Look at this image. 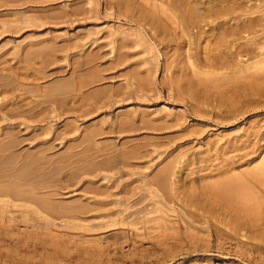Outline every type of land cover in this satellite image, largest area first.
Segmentation results:
<instances>
[{"label": "rangeland", "instance_id": "obj_1", "mask_svg": "<svg viewBox=\"0 0 264 264\" xmlns=\"http://www.w3.org/2000/svg\"><path fill=\"white\" fill-rule=\"evenodd\" d=\"M251 173L264 0H0V264H264Z\"/></svg>", "mask_w": 264, "mask_h": 264}, {"label": "bare ground", "instance_id": "obj_2", "mask_svg": "<svg viewBox=\"0 0 264 264\" xmlns=\"http://www.w3.org/2000/svg\"><path fill=\"white\" fill-rule=\"evenodd\" d=\"M263 174H264V173H261L260 175H263ZM250 175H252V173H251ZM255 175L258 176L259 173H257V174L254 173V175H252V176H250V177H253V178H254ZM260 175H259V176H260ZM232 176H234V175L232 174ZM232 176L230 177V176L228 175V176H226V178H227V177H228V178H227L226 180H224L225 182L228 181V182H226V183H227V185H226L227 187L224 185V188L226 187L225 189H227L228 193H227V191L224 190V188H222V189L220 188V191H221L222 193L225 191V193H224L225 195H222L221 192H219V194H221V197L219 198L220 195H219L218 197H216V196H213L212 194H210V195L212 196L211 199H214V201L211 200L212 202H215V199H216V198H218V199H216V200H220V201H222L221 199H224V198H223L224 196H225V197L227 196V198L230 199L231 197H234L235 195H237L238 192H240V191H238V192L236 193L235 190H231V188H229V187H232V188L234 187V188H235L234 183H236V182L232 183V181H230V180H234V179H235V181H236L237 178H233ZM246 176H247V175H246ZM259 176H258V177H259ZM263 176H264V175H263ZM263 176H262L261 178L256 177V179H257V180H263V181H264V177H263ZM163 177H165V176L163 175L162 178H163ZM229 177H230V179H229ZM234 177H235V176H234ZM236 177H239V175H238V176L236 175ZM240 177H241V175H240ZM242 178H243V177H242ZM242 178H241V179L238 178V179L241 181ZM262 178H263V179H262ZM223 179H224V178H223ZM220 180H222V179H220ZM220 180H219V181H220ZM254 181L256 182V180H254ZM217 182H218V180H217ZM221 182H223V181H220V182H219L220 185H222ZM255 182H253V183H255ZM219 183H217V186L219 185ZM237 183H240V184H241V185H240L241 188H242V185H245V184H242V183L239 182V181H238ZM256 184H257V183H256ZM256 184H255V185H256ZM237 186H238V185H237ZM256 186H257V185H256ZM245 187L247 188V186H245ZM263 187H264V186H263ZM234 188H233V189H234ZM228 189H230V190H228ZM235 189H236V188H235ZM223 190H224V191H223ZM263 190H264V189H263ZM195 191H196V190H193V193H195ZM229 191H231V192H229ZM200 193H201L200 191H199V193H198V191H197V194L200 195V196H198V197H200V198H198V197L196 196L197 194L194 195L195 197L198 198L197 201H200V200H203V199L206 198V197H205L206 195H203V194L201 195ZM241 193H242V191H241ZM241 193H239V194H241ZM239 194H238V195H239ZM216 195H218V192H217ZM233 195H234V196H233ZM242 195H243V194H241V197H242ZM209 197H210V196L208 195V198H209ZM214 197H215V198H214ZM236 197H238V200H236V199H237ZM208 198H207V200H208ZM234 198H235V200H229V201H230L229 204H225L223 201H222L223 203H220V202L217 203V201L215 202L216 204H218V205L221 206L222 208H224V209L226 208V210H224V212H223V210H222V213H223L224 215L229 214V213H230V212H229V211H230V208H232V207L234 208V207H235V204H237L240 200L243 199V197L240 198L239 196H235ZM234 198H231V199H234ZM246 198H247V197H246ZM199 199H200V200H199ZM205 200H206V199H205ZM225 200H226V198H225ZM225 200H224V201H225ZM227 201H228V200H227ZM200 202H201V201H200ZM206 202H207V201H206ZM231 202H235V203H233V206H232V204H230ZM241 202H243V203H242V205H243V204H244V201H241ZM227 203H228V202H227ZM247 203H248V202H247ZM212 204H213V203H212ZM216 204H215V205H216ZM215 205H212V206H214V209H215V207H216V209H218L217 206H215ZM229 205H231V207H230ZM238 205H239V203L237 204V206H238ZM247 205H249V204H247ZM249 206H251V205H249ZM249 206H247V207H249ZM221 207H220V209H221ZM235 209H236V208H235ZM235 209H234V210H235ZM237 209H238V208H237ZM237 209H236V210H237ZM218 210H219V209H218ZM236 210H235V211H236ZM238 210H239V209H238ZM243 210H244V209H243ZM245 210H248V209H245ZM245 210H244V211H245ZM193 212H196V211H193ZM193 212L189 210V213L192 214ZM232 212H233V211H232ZM232 212H231L230 214H231V215L234 214L235 216H234V215H233V216H234L235 218H237V217H239V216H238L239 214L237 215L236 213H238V212L240 213L241 211H238V212H236V213H234V212L232 213ZM249 212H250V208H249ZM186 213H187V212H186ZM194 214H195V213H193L192 215H194ZM219 214H221V213L219 212ZM243 214H244V216L246 217V219H247V217H249V216L251 215L252 218H249V219H250V220L252 219L253 222H255V218H254V217H256L257 215L254 216V215H252V213H248V211H247L246 213L243 212L242 215H243ZM245 214H248V215H245ZM249 214H250V215H249ZM221 215H222V214H221ZM203 216H204V214H203ZM222 216H223V215H222ZM236 216H237V217H236ZM240 216H241V215H240ZM244 216H243V217H244ZM251 216H250V217H251ZM195 217H197V213L195 214ZM223 217H224V216H223ZM227 217H228V215H226V220H227ZM229 217H230V215H229ZM229 217H228V219H229ZM234 217H231L230 219H232V218L234 219ZM198 218H199V217H198ZM240 218H242V216L239 217L237 220H239ZM253 218H254V219H253ZM256 218H258V217H256ZM221 219H222V217H221ZM243 219H244V218H243ZM243 219H242V220H243ZM246 219H244V221H245ZM190 220H191V219H190ZM194 220H195V219L193 218V220H191V222L193 223V222L196 221V220H195V221H194ZM224 220H225V219H224ZM226 220H225V221H226ZM234 220H235V219H234ZM234 220H233V221H234ZM252 220H251V223H250V221H248V220L245 221V222L242 221L243 223H241V222H240L241 220H239V223H241V227H242L244 230H246V225H247V227H250V228H251V226H254V225L256 224V226L252 227V229L255 228L254 230H258V228L261 226V224H262L263 222H261V219H259V220H258V223L261 222V224H260V226H259V225L257 226V223H255V224L253 225ZM262 220H263V219H262ZM230 221H232V220H230ZM227 223H228V222H227ZM237 223H238V222H237ZM237 223H236V224H237ZM241 227H238V228H239V229H242ZM257 227H258V228H257ZM263 227H264V225H263ZM248 229H249V228H248ZM261 229H262V227L259 228L260 231L264 230V229H262V230H261ZM244 230H243V231H244ZM250 230H251V229H250ZM248 231H249V230H248ZM226 233H229V232L225 230V234H226ZM261 233H263V232H261ZM221 236H223V235H221ZM224 236H225V235H224ZM226 236H227V235H226ZM226 236H225V237H226ZM229 237H230V238H233L234 236L231 237V236H230V233H229ZM226 238H228V237H226ZM226 238H225V239H226ZM230 238H229V239H230ZM223 239H224V238H223ZM208 246H209V245H208ZM261 247L264 249V246H263V245H261Z\"/></svg>", "mask_w": 264, "mask_h": 264}]
</instances>
